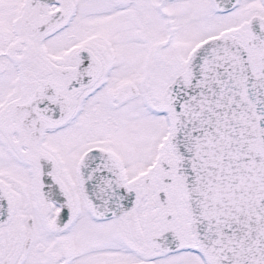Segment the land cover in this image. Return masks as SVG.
Segmentation results:
<instances>
[{"label":"snow or ice","instance_id":"6c2138e0","mask_svg":"<svg viewBox=\"0 0 264 264\" xmlns=\"http://www.w3.org/2000/svg\"><path fill=\"white\" fill-rule=\"evenodd\" d=\"M0 264H264V0H0Z\"/></svg>","mask_w":264,"mask_h":264}]
</instances>
